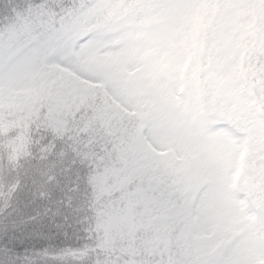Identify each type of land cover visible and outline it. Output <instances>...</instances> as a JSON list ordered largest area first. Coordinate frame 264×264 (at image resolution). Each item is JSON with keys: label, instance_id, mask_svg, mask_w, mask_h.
<instances>
[{"label": "trees", "instance_id": "obj_1", "mask_svg": "<svg viewBox=\"0 0 264 264\" xmlns=\"http://www.w3.org/2000/svg\"><path fill=\"white\" fill-rule=\"evenodd\" d=\"M29 8L69 29L58 49L12 35L9 17ZM171 20L179 28L167 36ZM0 36L5 58L28 54L38 66L35 99L0 103V264H264V0H0ZM139 37L166 44L160 69L185 90L192 131L180 158L150 153L139 114L66 57ZM235 103L260 124L256 135ZM240 145L253 206L205 254L190 233L207 179L188 193L182 177L208 168L204 151L222 161Z\"/></svg>", "mask_w": 264, "mask_h": 264}, {"label": "rangeland", "instance_id": "obj_2", "mask_svg": "<svg viewBox=\"0 0 264 264\" xmlns=\"http://www.w3.org/2000/svg\"><path fill=\"white\" fill-rule=\"evenodd\" d=\"M178 26L171 20L163 31L167 36H174ZM155 39H160L159 32L155 33ZM166 48L164 42L156 43L146 37H139L131 44L120 39L110 43L93 41L75 46L71 57L69 54L66 57L80 76L104 79L111 97L139 114L147 127L146 137L154 148L150 153L154 156L167 153L180 158L186 152L185 141L192 129L187 114L180 109L186 97L185 90L167 81L160 69L164 61L162 52ZM0 60L13 69L11 75L0 73V103L7 97L35 99L36 62L28 54L21 53L5 58L0 52ZM247 108L235 103L233 110L247 120L249 130L256 135L261 126L258 121L251 126ZM196 151H199L198 146ZM203 155L209 159L210 163L204 161L208 168L202 172L185 169L182 183L189 193L198 189L200 175L207 180L210 178L203 182L206 193L198 198V236L190 233L193 242L199 241L198 246L208 254V249L217 252L218 246L233 238L231 222L242 209L253 206V200L249 197L252 184L246 178L240 150L237 149L236 154L229 150L222 161L210 151H204ZM143 174L144 170L141 176Z\"/></svg>", "mask_w": 264, "mask_h": 264}, {"label": "snow or ice", "instance_id": "obj_3", "mask_svg": "<svg viewBox=\"0 0 264 264\" xmlns=\"http://www.w3.org/2000/svg\"><path fill=\"white\" fill-rule=\"evenodd\" d=\"M176 7H179L177 5ZM10 23L8 24V29L12 35L18 40H23L28 38L37 42L38 47L41 49L47 47H58L65 43L67 35L70 34L67 27L63 29H56L47 25L43 19V14L33 13L29 8L26 11H14L9 17ZM2 38V36H0ZM13 72L12 68H9L7 64H4L0 60V73L11 75ZM5 230L7 224H0Z\"/></svg>", "mask_w": 264, "mask_h": 264}]
</instances>
